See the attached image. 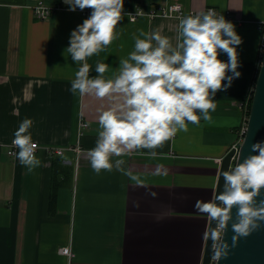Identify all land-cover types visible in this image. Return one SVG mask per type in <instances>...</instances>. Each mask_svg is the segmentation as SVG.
<instances>
[{
	"label": "crops",
	"instance_id": "obj_1",
	"mask_svg": "<svg viewBox=\"0 0 264 264\" xmlns=\"http://www.w3.org/2000/svg\"><path fill=\"white\" fill-rule=\"evenodd\" d=\"M41 3L52 11L47 20L35 14ZM176 4L186 14L215 9L235 20L241 75L215 94L210 122L189 123L188 131L155 149V158L137 150L113 157L125 161L124 172L97 174L87 153L109 101L70 91L80 65L65 52L71 32L92 10L69 11L62 0H0V264H69L64 248L73 253L70 264H202L207 217L194 204L211 199L220 160L245 123L244 104L263 54L264 0H124L118 38L88 63L90 77L103 62L109 65L104 77L113 78L140 30H159L175 45L179 20L147 14ZM140 12L145 16L131 21ZM219 58L228 61L224 53ZM25 119L32 120L29 132L41 146V163L32 171L5 147ZM54 149L64 154L49 153Z\"/></svg>",
	"mask_w": 264,
	"mask_h": 264
},
{
	"label": "clouds",
	"instance_id": "obj_2",
	"mask_svg": "<svg viewBox=\"0 0 264 264\" xmlns=\"http://www.w3.org/2000/svg\"><path fill=\"white\" fill-rule=\"evenodd\" d=\"M65 2L69 11L92 10L71 32L65 50L80 65L70 91L109 101L99 111L98 138L87 153L97 174L113 168L124 172L125 161H113V157L137 150L148 149V154L155 158V149L174 140L178 132L188 131L189 123L198 125L201 119L210 122V113L217 106L215 94L226 91L241 75L237 71V47L242 39L232 22L209 9L179 18L175 45L159 30H140L134 50L120 60L118 74L106 79L109 65L101 62L96 65L97 75L90 77L88 58L105 51L118 38L116 29L123 19L124 0ZM221 53L228 56L227 62L219 58ZM31 126V119L23 120L12 140V146L19 150L18 160L29 171L41 163L35 155L38 146L29 132ZM251 152L258 154H250L243 162L222 171V190L215 191L208 201L198 199L194 204V209L207 217L202 239L211 241V259L217 262L228 256L241 237L249 236L264 221V200L257 202L264 189V142L254 143ZM125 174L137 185H143L138 175ZM230 221L231 246L224 238Z\"/></svg>",
	"mask_w": 264,
	"mask_h": 264
},
{
	"label": "water",
	"instance_id": "obj_3",
	"mask_svg": "<svg viewBox=\"0 0 264 264\" xmlns=\"http://www.w3.org/2000/svg\"><path fill=\"white\" fill-rule=\"evenodd\" d=\"M62 3L69 6L65 0H62ZM257 142H264V52L261 58L258 77L254 85L252 107L244 141L238 152L236 149H232L221 158L216 191L223 189L222 171L234 167L239 162H243V159L250 154H258L251 152V146ZM260 200H264V189L261 190L260 195L257 197L258 203ZM235 213L236 209L234 208L233 219H235ZM231 223L232 221L229 222V227L224 237L230 246L232 245L233 237ZM214 226L215 224L213 223ZM211 255V241H207L202 264H212ZM216 264H264V221L249 236L241 237L235 247H231L228 256L222 258Z\"/></svg>",
	"mask_w": 264,
	"mask_h": 264
},
{
	"label": "built area",
	"instance_id": "obj_4",
	"mask_svg": "<svg viewBox=\"0 0 264 264\" xmlns=\"http://www.w3.org/2000/svg\"><path fill=\"white\" fill-rule=\"evenodd\" d=\"M37 9H39V11H37ZM213 10H215V9H213ZM215 12L217 13V15H223L227 21H230L232 23L235 22V20L233 18H231L228 13L223 14V13L218 12L216 10H215ZM35 14H36L38 19L47 20L51 16L52 11L47 9L44 6V4L41 3V4L36 6ZM190 14H196V13L195 12H190L189 14H186L183 6L176 4V5H168L166 7H161V8L158 9V11H153V12L147 14V16H149L152 19H156V18H168V19L175 18V19L179 20V18L186 17V16H188ZM142 16H145V14L143 12L134 13L131 16V21L135 22L139 18H141ZM261 30L263 32L262 50L264 52V22L261 24ZM253 93H254V87H253V90H252V93H251V95L249 97L248 102L244 104V108H245V123L242 126V128L240 129L238 140L236 141V143L232 146V148L230 150L236 149L237 152H238L241 144L244 141V138H245V135H246V132H247V124H248V120H249V115H250L249 106H250L251 100L253 99ZM81 126L86 127V124L85 123H81ZM35 143L38 146L37 150H36V153H35V155L37 157L38 153H39V151L41 149V146H40V144L38 142H35ZM18 151L19 150L17 148L12 146V142L7 146V155L9 157H11V158L18 159L17 156H16V153ZM49 153L63 155L64 154V150H61V149H57L56 150V149H54V150H49ZM220 163H221V160H220ZM62 254L68 258L69 264H70V261L73 258V253L71 251V248H64L62 250ZM216 263H217V261L212 260V264H216Z\"/></svg>",
	"mask_w": 264,
	"mask_h": 264
},
{
	"label": "trees",
	"instance_id": "obj_5",
	"mask_svg": "<svg viewBox=\"0 0 264 264\" xmlns=\"http://www.w3.org/2000/svg\"><path fill=\"white\" fill-rule=\"evenodd\" d=\"M258 73H259V71H258ZM257 77H258V74H257ZM257 77H256V79H255V83H256ZM254 85H255V84H254ZM251 107H252V100H251V102H250V106H249V113H250Z\"/></svg>",
	"mask_w": 264,
	"mask_h": 264
}]
</instances>
